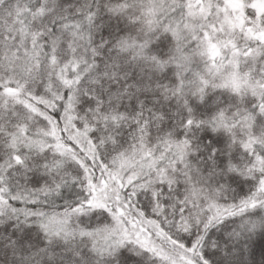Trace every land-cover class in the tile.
<instances>
[{"label": "snow or ice", "instance_id": "1", "mask_svg": "<svg viewBox=\"0 0 264 264\" xmlns=\"http://www.w3.org/2000/svg\"><path fill=\"white\" fill-rule=\"evenodd\" d=\"M0 264H264V0H0Z\"/></svg>", "mask_w": 264, "mask_h": 264}]
</instances>
